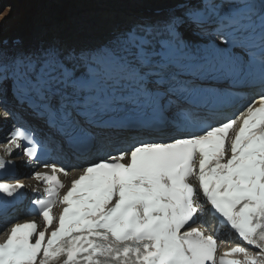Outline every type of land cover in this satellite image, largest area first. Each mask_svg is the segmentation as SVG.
I'll return each mask as SVG.
<instances>
[{
    "label": "snow or ice",
    "instance_id": "snow-or-ice-1",
    "mask_svg": "<svg viewBox=\"0 0 264 264\" xmlns=\"http://www.w3.org/2000/svg\"><path fill=\"white\" fill-rule=\"evenodd\" d=\"M244 89L259 95L229 115ZM9 94L43 136L14 124L5 151L50 171L32 172L43 229L11 224L0 264H264V0H158L90 48L0 49L4 119L20 120ZM72 157L87 162L66 185ZM24 188L0 180V209ZM200 194L247 247L217 255L218 236L193 226Z\"/></svg>",
    "mask_w": 264,
    "mask_h": 264
},
{
    "label": "rangeland",
    "instance_id": "rangeland-1",
    "mask_svg": "<svg viewBox=\"0 0 264 264\" xmlns=\"http://www.w3.org/2000/svg\"><path fill=\"white\" fill-rule=\"evenodd\" d=\"M93 1L95 3H98L100 0H0V24H12L15 22V27L13 28L15 30L14 33H12L13 30L11 32H8L5 28L1 29L0 25V38L6 37L10 40L12 36H25L31 29V31L33 32H36V30L42 31V28L40 29V24L42 20H44L43 15L44 13H47L48 9H50V7L52 6L54 7L53 18L60 17L58 15H61L65 11V14H68L69 10L71 11L76 9V11H79V14L77 13L79 16L76 15L73 18L66 19L64 20L65 23H56L58 29H56L55 24L52 25V31L59 32V30L65 29L66 25L69 26L71 24L72 26V24L75 23V25H77V20H79L81 16H84V12L88 11L90 15H95V13H97L98 9L88 8ZM115 1H121L122 3L120 2V4H124V2L128 3L129 0ZM59 7H61V9ZM17 13H21V18L17 16ZM65 14H62V16H65ZM99 14L100 13L98 12L97 16H99ZM87 15L88 14H86L85 16ZM87 28L90 30L89 27ZM23 177H29V175H23Z\"/></svg>",
    "mask_w": 264,
    "mask_h": 264
},
{
    "label": "bare ground",
    "instance_id": "bare-ground-1",
    "mask_svg": "<svg viewBox=\"0 0 264 264\" xmlns=\"http://www.w3.org/2000/svg\"><path fill=\"white\" fill-rule=\"evenodd\" d=\"M127 1V0H126ZM134 0H130V2H133ZM149 1V3H153L155 5V7L158 6V0H147ZM121 2V1H120ZM119 2V3H120ZM171 3H178L180 2V0H170ZM115 3H117L115 0L114 1H109V0H104V1H99L98 3H95L94 1L89 5L88 8H91V9H98L97 13L99 12V16H97V13H95V15H90L88 13V11L84 12V16H81L79 21L81 24L79 25L80 26V29H83L85 32H87L88 34H84V33H80L79 31L76 32V28H74L73 26H71V24L69 26H65L66 28L65 29H61L59 30L58 34H53L51 35L50 37H47L45 39H41L40 41H42L43 43L48 44L51 42V39L52 38H55L56 40L55 41H59V43L63 46H65V42H73V41H89L90 40H103L105 38L101 37V35L103 34V31H108L109 29H107L108 26H110L114 21L112 20L114 18V16L112 15V12H111V7L112 5H115ZM122 3V2H121ZM136 5V4H135ZM133 5L132 8H135L136 10H142V6H135ZM56 6V5H55ZM53 6L50 7V9H48V12L47 13H44V17L41 22V25L44 26L46 25V23H48V26H52V24L56 23L54 22L55 20L53 19ZM61 9V7H59ZM115 9V8H114ZM55 12H58V11H55ZM66 12V11H65ZM62 13V14H65ZM79 11H76L75 10H69V13L68 14H65V16H62L61 15H58L60 17H57L59 18V22H64V20L66 19H69V18H73L74 16L78 15ZM78 13V14H77ZM43 14V13H42ZM86 14H88L87 16H85ZM134 15V13L132 14ZM79 16V15H78ZM55 17V16H54ZM77 18V17H76ZM58 22V21H57ZM38 23V22H37ZM65 23V22H64ZM72 23V22H71ZM74 23V22H73ZM35 25V24H34ZM37 25V24H36ZM105 27H104V26ZM102 26V27H101ZM89 27L90 30L87 28ZM78 28V27H77ZM37 29V28H36ZM41 29V27H40ZM32 30V29H31ZM31 30L25 35V36H14L12 38V40H14L15 38H20V39H29L32 37V35H35L36 33L35 32H31ZM81 31V30H80ZM50 34L53 33V31H49ZM91 32V33H90ZM91 35V37L89 38V35ZM51 38V39H50ZM92 38V39H91ZM67 39V40H66ZM10 44V43H9ZM76 47L79 45V44H75ZM5 120H9V119H5ZM8 127H11L10 124H8V126L6 127V129H8ZM1 139V137H0ZM40 172H49L50 170L49 169H46V170H38ZM79 173V170L78 171H70L69 172V175L68 176H63L61 175L60 176V179L63 180L64 183H69V181L71 179H73L77 174ZM20 182H25V183H28L30 189H32V191L30 193H34L33 189H42V184L41 182H37L36 180H32V179H26L25 180H22L21 179H18Z\"/></svg>",
    "mask_w": 264,
    "mask_h": 264
}]
</instances>
